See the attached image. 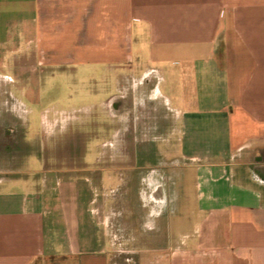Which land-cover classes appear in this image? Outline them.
<instances>
[{"label": "crops", "instance_id": "1", "mask_svg": "<svg viewBox=\"0 0 264 264\" xmlns=\"http://www.w3.org/2000/svg\"><path fill=\"white\" fill-rule=\"evenodd\" d=\"M83 50L114 74L126 64L129 95L149 78L142 111L235 128L203 141L223 149L183 154L186 196L140 233L139 264H264V0H0V59H40L34 70ZM79 183L67 201L28 177L1 184L0 264H116Z\"/></svg>", "mask_w": 264, "mask_h": 264}, {"label": "rangeland", "instance_id": "2", "mask_svg": "<svg viewBox=\"0 0 264 264\" xmlns=\"http://www.w3.org/2000/svg\"><path fill=\"white\" fill-rule=\"evenodd\" d=\"M95 58L83 50L78 59L34 70L40 59H0V186L28 177L36 189H50V199L67 201L69 180L80 181L79 200L94 199L115 263L139 264L140 233L160 227L152 217L184 195L183 154L223 149L203 141L228 138L235 128H191L165 108L142 111L138 85L149 78L138 80L137 72L129 95L126 64L114 74L111 65L89 61Z\"/></svg>", "mask_w": 264, "mask_h": 264}]
</instances>
